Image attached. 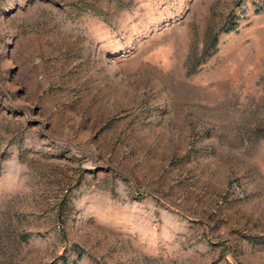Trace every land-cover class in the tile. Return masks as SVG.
Wrapping results in <instances>:
<instances>
[{
	"label": "rangeland",
	"instance_id": "374dc122",
	"mask_svg": "<svg viewBox=\"0 0 264 264\" xmlns=\"http://www.w3.org/2000/svg\"><path fill=\"white\" fill-rule=\"evenodd\" d=\"M0 264H264V0H0Z\"/></svg>",
	"mask_w": 264,
	"mask_h": 264
}]
</instances>
